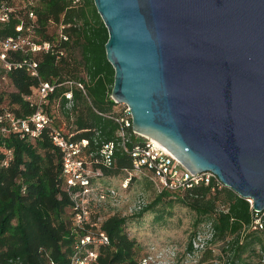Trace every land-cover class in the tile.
Returning a JSON list of instances; mask_svg holds the SVG:
<instances>
[{
	"label": "trees",
	"instance_id": "1",
	"mask_svg": "<svg viewBox=\"0 0 264 264\" xmlns=\"http://www.w3.org/2000/svg\"><path fill=\"white\" fill-rule=\"evenodd\" d=\"M17 3L20 8L12 12L11 19L0 23V35H16L17 25L32 22L39 41H50L65 52L58 60L43 52L34 55L40 79L55 84L44 106L53 122L37 137L19 130L4 133L0 129V264H71L77 243L97 228L91 221L76 223L77 208L63 174L62 153L50 138L51 127L65 126L67 132L75 133L73 138H87L86 153L101 175L117 174L132 165V156L118 144L114 120L124 113L126 106L111 96L115 69L106 54L109 33L94 0H37L31 5L35 8L34 21L27 17L23 1L11 2ZM25 56L24 51H14L8 59ZM0 76L13 87L0 89V116H31L36 111L40 80L23 68L7 69L1 60ZM66 92H72L71 100L66 98ZM56 108L66 121L57 118ZM4 124L8 125L6 121ZM107 141L117 143L113 163H96L99 149ZM128 145L132 147L134 141ZM180 192L183 199L192 200L188 202L190 209L202 217L217 213L218 225L224 230L231 224L248 225L264 216V211L256 212L247 198L227 186L212 191L201 185ZM197 194H205L206 200L197 204ZM157 199L138 215L153 207ZM126 221V217H111L100 225L107 232L109 243L99 250L100 255L105 253L107 257L102 262L103 257L98 255L95 264H139L133 260L134 242L123 230ZM193 235L188 252L194 250ZM227 245L226 264H258L244 257L247 245L239 235Z\"/></svg>",
	"mask_w": 264,
	"mask_h": 264
},
{
	"label": "water",
	"instance_id": "2",
	"mask_svg": "<svg viewBox=\"0 0 264 264\" xmlns=\"http://www.w3.org/2000/svg\"><path fill=\"white\" fill-rule=\"evenodd\" d=\"M94 3L133 129L264 211V0Z\"/></svg>",
	"mask_w": 264,
	"mask_h": 264
},
{
	"label": "built area",
	"instance_id": "3",
	"mask_svg": "<svg viewBox=\"0 0 264 264\" xmlns=\"http://www.w3.org/2000/svg\"><path fill=\"white\" fill-rule=\"evenodd\" d=\"M12 1L0 0V23L11 19L12 12L20 8L19 4L13 5ZM26 7L27 17L35 19V8L31 7L37 0H21ZM16 35H0V60L4 66L11 70L17 68L25 69L30 75L38 78V99L36 101V111L24 118H16L10 113L0 116V129L2 132L19 130L30 134L32 137L41 135L44 129L53 122V119L44 111V106L49 102L51 93L55 90V84L40 79V68L34 55L40 52L52 54L58 60L64 54V50L58 49L50 41H39L35 36V25L30 22L24 25L20 23L16 26ZM67 39L66 35H63ZM14 51H24L27 56L21 59H8L9 53ZM83 89V85L78 83ZM72 92H66V98L72 99ZM124 104V103H122ZM124 113L114 117L117 124L118 144L132 156V165L124 169L126 174L123 187L127 188L133 178H147L156 186L166 187L171 190H188L197 186H208L212 191L220 190L226 185L212 171H203L191 174L186 167L174 159L167 149L157 140L136 132L132 127V115L128 105L124 104ZM6 121V124H4ZM132 128V132H131ZM75 133L67 132L65 126L51 127L50 138L52 143L61 151L63 162V174L67 179L70 195L77 208L76 223L82 225L89 222L90 211L85 204L90 193L95 192L96 186L94 178L101 175V170L94 166L88 159L86 148L89 145L87 138L75 139ZM132 135H134L132 139ZM134 141V145L129 147L128 143ZM116 141L103 142L100 147V156L96 163L111 165L113 163ZM91 155V154H90ZM7 162V161H6ZM74 188H76L74 190ZM251 204L252 199H248ZM109 243V236L105 230L98 227L94 234H87L80 239L75 246L76 252L71 264H90L92 259H96L97 250L91 249L84 255V248L89 245L103 246Z\"/></svg>",
	"mask_w": 264,
	"mask_h": 264
},
{
	"label": "rangeland",
	"instance_id": "4",
	"mask_svg": "<svg viewBox=\"0 0 264 264\" xmlns=\"http://www.w3.org/2000/svg\"><path fill=\"white\" fill-rule=\"evenodd\" d=\"M76 56L80 58L78 51ZM12 88L10 82L0 76V89ZM55 111L60 121H66L61 111L57 108ZM125 178V172L102 174L94 178L95 192L89 194L85 204L90 211L89 221L95 228L100 227L107 218H127L123 230L134 242L135 262L226 264L227 244L229 240L239 235L241 241L247 245L244 257L251 258L258 264H264V216L248 225L231 224L224 230L218 225L217 213L213 212L202 217L199 212L190 209L188 202L192 200L183 199L182 192L156 186L147 178L137 177L131 180L127 188H124L122 185ZM194 198L197 204H200L206 200V195L197 194ZM155 199L157 203L153 207L138 215ZM191 233H195L194 250L188 252ZM101 246L89 245L84 248L83 253L86 255L93 249L100 255ZM98 255L90 264L96 263ZM100 256L103 257L102 262L104 257H107L105 253Z\"/></svg>",
	"mask_w": 264,
	"mask_h": 264
}]
</instances>
